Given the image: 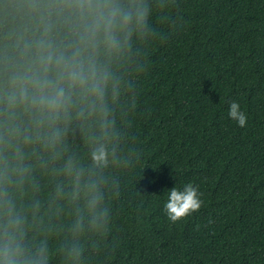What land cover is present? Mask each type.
<instances>
[{"label":"trees","instance_id":"1","mask_svg":"<svg viewBox=\"0 0 264 264\" xmlns=\"http://www.w3.org/2000/svg\"><path fill=\"white\" fill-rule=\"evenodd\" d=\"M47 2L0 0V68L46 24L65 39ZM148 3V35L134 34L113 64L120 92L109 96L108 126L73 118L60 159L33 144L12 173L6 188L25 240L47 245L48 264H264V0ZM233 101L243 127L228 115ZM97 143L119 158L91 170L103 180L107 209L99 229L83 199L66 195L72 186L62 172L69 155L88 169ZM188 183L202 206L173 223L163 211L167 191ZM80 216L84 231L74 234ZM72 245L78 259L67 255Z\"/></svg>","mask_w":264,"mask_h":264},{"label":"clouds","instance_id":"2","mask_svg":"<svg viewBox=\"0 0 264 264\" xmlns=\"http://www.w3.org/2000/svg\"><path fill=\"white\" fill-rule=\"evenodd\" d=\"M43 8L63 21L65 39H55L52 25L46 24L17 61L0 68V264H48L46 244L36 248L27 244L25 220L15 212L6 185L20 170L27 146L39 143L53 162L60 159L66 150L67 124L73 118L97 117L102 128L108 126L109 96L115 100L120 92L113 64L127 55L134 34L148 35L151 11L148 0H48ZM228 115L240 127L245 125L247 118L235 101L230 102ZM90 158L86 169L69 155L62 172L72 186L66 195L73 201L83 199L89 225L99 229L107 223V209L102 207L103 180L91 170L119 158L115 147L109 150L105 143H97ZM201 195L191 183L167 191L163 205L167 219L175 223L198 211ZM84 227L80 216L71 230L79 234ZM67 255L78 259L81 248L72 245Z\"/></svg>","mask_w":264,"mask_h":264}]
</instances>
